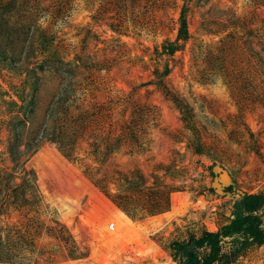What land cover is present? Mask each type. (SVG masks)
Wrapping results in <instances>:
<instances>
[{
	"label": "rangeland",
	"instance_id": "rangeland-1",
	"mask_svg": "<svg viewBox=\"0 0 264 264\" xmlns=\"http://www.w3.org/2000/svg\"><path fill=\"white\" fill-rule=\"evenodd\" d=\"M259 192L264 0H0V264H178Z\"/></svg>",
	"mask_w": 264,
	"mask_h": 264
},
{
	"label": "trees",
	"instance_id": "trees-1",
	"mask_svg": "<svg viewBox=\"0 0 264 264\" xmlns=\"http://www.w3.org/2000/svg\"><path fill=\"white\" fill-rule=\"evenodd\" d=\"M178 25L176 39H185L188 31L183 10ZM164 50L172 53L175 44L167 43ZM263 205L264 192L244 194L234 205L233 218L227 224L182 242L173 241L170 247L174 260L178 264H228L244 249L264 242V225L259 214Z\"/></svg>",
	"mask_w": 264,
	"mask_h": 264
},
{
	"label": "water",
	"instance_id": "water-1",
	"mask_svg": "<svg viewBox=\"0 0 264 264\" xmlns=\"http://www.w3.org/2000/svg\"><path fill=\"white\" fill-rule=\"evenodd\" d=\"M213 169L218 173L217 179H214L213 181V186L217 190H219V188H221V186H223L228 180V174L223 168L218 165H215Z\"/></svg>",
	"mask_w": 264,
	"mask_h": 264
},
{
	"label": "built area",
	"instance_id": "built-area-1",
	"mask_svg": "<svg viewBox=\"0 0 264 264\" xmlns=\"http://www.w3.org/2000/svg\"><path fill=\"white\" fill-rule=\"evenodd\" d=\"M108 229L109 230H114L115 229V223L114 222L109 223Z\"/></svg>",
	"mask_w": 264,
	"mask_h": 264
}]
</instances>
